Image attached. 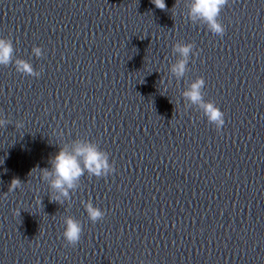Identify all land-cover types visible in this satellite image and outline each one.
<instances>
[{
  "label": "water",
  "instance_id": "95a60500",
  "mask_svg": "<svg viewBox=\"0 0 264 264\" xmlns=\"http://www.w3.org/2000/svg\"><path fill=\"white\" fill-rule=\"evenodd\" d=\"M164 2L0 0V38L41 72L0 66L12 122L0 128V264H264V0H229L222 37L191 23L185 0ZM177 41L198 52L180 81ZM198 76L224 113L219 132L185 109ZM73 139L97 143L115 171L85 174L59 205L39 169ZM13 178L24 184L5 195ZM89 199L105 212L95 224ZM65 216L82 225L75 247Z\"/></svg>",
  "mask_w": 264,
  "mask_h": 264
},
{
  "label": "clouds",
  "instance_id": "9594fccd",
  "mask_svg": "<svg viewBox=\"0 0 264 264\" xmlns=\"http://www.w3.org/2000/svg\"><path fill=\"white\" fill-rule=\"evenodd\" d=\"M151 3L160 10L166 9L164 0H151ZM229 0H185L187 9V19L193 24L204 25L207 30L218 37H222L225 28L220 22V14ZM175 6V5H174ZM173 6V7H174ZM193 43H183L177 41L172 45V54L177 59L170 63L168 71L171 77L180 81L188 71L190 55L195 57L198 52L194 51ZM15 49L10 38H0V66H14L17 73L25 76L39 77L41 72L33 69L32 65L21 58H14ZM32 54L39 58L42 50L38 46H33ZM205 81L203 77H196L190 83H186L185 89L180 93L185 101V109L195 108L199 110L217 132L223 127L224 113L211 100H205ZM12 123L9 119L0 118V128ZM16 128L23 127L21 121L15 123ZM58 135L63 137V133ZM58 152L52 156L48 163V168L39 169L40 179L46 182L49 188V201L59 205L70 202L72 194L80 187L81 177L85 174L91 178H103L115 171L114 162H109V155L102 150L97 143L88 139H73L70 143L58 144ZM22 183L18 178H13L9 185L8 192L21 189ZM38 203L42 206L41 198L37 197ZM83 208L88 220L93 224L101 221L105 212L93 205L91 200L82 201ZM20 214V211L17 213ZM67 246L75 247L81 240V222L72 216H65L63 219V231L61 233Z\"/></svg>",
  "mask_w": 264,
  "mask_h": 264
}]
</instances>
